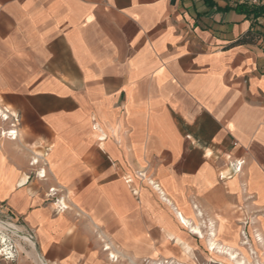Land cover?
<instances>
[{
  "label": "crops",
  "instance_id": "obj_1",
  "mask_svg": "<svg viewBox=\"0 0 264 264\" xmlns=\"http://www.w3.org/2000/svg\"><path fill=\"white\" fill-rule=\"evenodd\" d=\"M0 113V212L38 264L264 249V6L0 0Z\"/></svg>",
  "mask_w": 264,
  "mask_h": 264
},
{
  "label": "rangeland",
  "instance_id": "obj_2",
  "mask_svg": "<svg viewBox=\"0 0 264 264\" xmlns=\"http://www.w3.org/2000/svg\"><path fill=\"white\" fill-rule=\"evenodd\" d=\"M7 120H4L3 118L0 119V121H7ZM0 223H12V224L16 225L17 227L21 228L19 226V224L15 223L13 220H11L10 217L7 216L5 212H0ZM21 230L25 236H27V237L31 236L32 238H34L33 234L31 232H26L22 228H21ZM208 234H209V232L207 231V235ZM251 234L252 233H250V236H249L248 233L247 234L241 233L240 235H239V233H237L238 237L234 236V238H232L231 236L225 237V236H222V234L217 235V233H215V235L218 237L219 242H220V240H227L231 243H236L237 245L240 246V247H238V249H240V250H235V253H236V256L238 259H241L244 255L247 257L245 259V262L248 264H264V249L261 247H259L258 249L255 248ZM2 236L5 237L6 247L8 249V252L11 251L12 257L2 255V254H4V252H1V250L4 249L2 247V242H1ZM33 241H34V239H33ZM241 242L246 243V244L240 245ZM20 255L27 256V258L32 260L33 264H38V261L35 257V254L31 251L30 247L25 242L18 239V237L15 236V234L13 233L12 230H8L6 233L0 232V264H17V259L20 257ZM219 262L220 261L215 259L213 256H211V257L210 256L209 257L204 256L202 262H201V260L198 259L197 264H219ZM142 264H147V263L144 262ZM149 264H166V263H163L162 260H153V261L149 262ZM171 264H185V263L183 261H175L174 263L171 262Z\"/></svg>",
  "mask_w": 264,
  "mask_h": 264
},
{
  "label": "bare ground",
  "instance_id": "obj_3",
  "mask_svg": "<svg viewBox=\"0 0 264 264\" xmlns=\"http://www.w3.org/2000/svg\"><path fill=\"white\" fill-rule=\"evenodd\" d=\"M0 115H1V113H0ZM5 120H7V118H5ZM9 134H13V132L9 133ZM179 220H180L182 226H186L187 221L185 222V220L182 217H179ZM187 226H189V224ZM196 229L197 230H194L193 232L195 234L199 235L200 237H203L202 233L200 231H198L199 227ZM8 230H12L13 233L15 234V236L18 237V239L25 242L32 250H35L34 242L22 233L21 228L17 227L16 225H14L12 223H0V232L1 233H6ZM189 230H191V229H189ZM215 233L216 232L213 231V233L211 235L212 238L209 240L208 245H206V251L209 252L215 259L219 260L220 261L219 264H248L245 262V259L247 258L246 256L243 255V257L241 259L237 258L235 250H240V249H238L237 246H223V245L217 243L216 240L214 239L216 236ZM202 240H203V238H202ZM1 242H2V247L4 248L3 250H1V252H4V254H2V255L12 257L11 251L8 252V249L6 247V244H5L6 241H5L4 236L1 237ZM244 244H246V243H244ZM106 250H108V248H106ZM110 258L114 259V256L112 255ZM163 263L171 264L168 261H165ZM40 264H46V263L44 261H41Z\"/></svg>",
  "mask_w": 264,
  "mask_h": 264
},
{
  "label": "built area",
  "instance_id": "obj_4",
  "mask_svg": "<svg viewBox=\"0 0 264 264\" xmlns=\"http://www.w3.org/2000/svg\"><path fill=\"white\" fill-rule=\"evenodd\" d=\"M238 1L241 2L242 4H246V5H250V6H264V0H238ZM10 133H12V132H10ZM240 169H241V164H239V163L234 164L233 172H239ZM48 194L51 197V195H54V190L50 189ZM28 238L33 241V238L31 236H28Z\"/></svg>",
  "mask_w": 264,
  "mask_h": 264
}]
</instances>
